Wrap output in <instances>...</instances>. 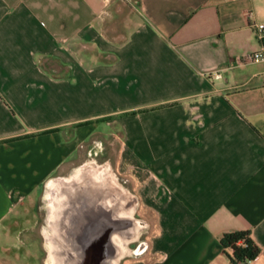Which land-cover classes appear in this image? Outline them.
Listing matches in <instances>:
<instances>
[{"label":"crops","instance_id":"0c3cea01","mask_svg":"<svg viewBox=\"0 0 264 264\" xmlns=\"http://www.w3.org/2000/svg\"><path fill=\"white\" fill-rule=\"evenodd\" d=\"M257 21L264 0H0V264H40V196L100 134L146 228L119 264H232L245 229L264 264Z\"/></svg>","mask_w":264,"mask_h":264},{"label":"bare ground","instance_id":"6f19581e","mask_svg":"<svg viewBox=\"0 0 264 264\" xmlns=\"http://www.w3.org/2000/svg\"><path fill=\"white\" fill-rule=\"evenodd\" d=\"M102 179L106 180L101 183ZM50 185L52 264H118L126 244L145 226L134 218L136 198L93 165ZM64 222L70 228L67 239Z\"/></svg>","mask_w":264,"mask_h":264},{"label":"rangeland","instance_id":"374dc122","mask_svg":"<svg viewBox=\"0 0 264 264\" xmlns=\"http://www.w3.org/2000/svg\"><path fill=\"white\" fill-rule=\"evenodd\" d=\"M117 146H118L117 138H114V136L105 137V134L104 136L100 134L99 139H96L91 143L92 151L90 152V154H88V158L84 161V165H93L95 168L98 169L99 173H102L104 176L113 179L114 181L117 182L110 166L108 165V163H106L107 162L106 158L108 156L110 158L114 157V152L116 151ZM76 171H74L72 174H75ZM116 184L119 183L117 182ZM119 186L121 185L119 184ZM39 206L40 209H39V216L37 219V233H36V239L38 242L37 245L38 249L36 250L37 257L40 264H52L50 257L49 237L51 234V225H52L51 211L53 209V195L50 187H45L39 199ZM134 218L135 219L139 218V213L137 212V210H135L134 212ZM143 223L145 225V222ZM143 228H141L138 237L134 241H131L126 244V250L123 257L134 255V253H138L135 252V250L137 249L136 248L137 245L145 241L146 238V228L145 229ZM120 260L121 258L119 259V261Z\"/></svg>","mask_w":264,"mask_h":264},{"label":"trees","instance_id":"16d2710c","mask_svg":"<svg viewBox=\"0 0 264 264\" xmlns=\"http://www.w3.org/2000/svg\"><path fill=\"white\" fill-rule=\"evenodd\" d=\"M220 244L232 264H248L260 253V247L247 229L225 232Z\"/></svg>","mask_w":264,"mask_h":264},{"label":"built area","instance_id":"2783aa9c","mask_svg":"<svg viewBox=\"0 0 264 264\" xmlns=\"http://www.w3.org/2000/svg\"><path fill=\"white\" fill-rule=\"evenodd\" d=\"M251 26L260 39V46L258 49L248 53L246 57L250 61L262 62L264 64V21L253 22ZM213 76L217 78L220 76V73H213Z\"/></svg>","mask_w":264,"mask_h":264},{"label":"flooded vegetation","instance_id":"af4514ba","mask_svg":"<svg viewBox=\"0 0 264 264\" xmlns=\"http://www.w3.org/2000/svg\"><path fill=\"white\" fill-rule=\"evenodd\" d=\"M104 180H106V179H102V180H100L101 181V183H103L104 182ZM114 181V180H113ZM115 182V181H114ZM116 183V182H115ZM118 186H119V184H118ZM121 187V186H120ZM67 222V221H66ZM66 222H64V232H63V235H64V239H67V236H68V233H69V230H70V228H69V226L67 225V223ZM140 248L141 247H139L138 249H136L135 250V252H139L140 251Z\"/></svg>","mask_w":264,"mask_h":264}]
</instances>
